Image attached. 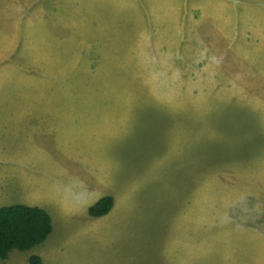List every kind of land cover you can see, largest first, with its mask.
Wrapping results in <instances>:
<instances>
[{"label": "rangeland", "instance_id": "rangeland-1", "mask_svg": "<svg viewBox=\"0 0 264 264\" xmlns=\"http://www.w3.org/2000/svg\"><path fill=\"white\" fill-rule=\"evenodd\" d=\"M14 203L53 229L0 264H264V0H0Z\"/></svg>", "mask_w": 264, "mask_h": 264}, {"label": "trees", "instance_id": "trees-1", "mask_svg": "<svg viewBox=\"0 0 264 264\" xmlns=\"http://www.w3.org/2000/svg\"><path fill=\"white\" fill-rule=\"evenodd\" d=\"M113 205V197L105 195L88 207L92 217L106 215ZM53 229L49 213L38 206L14 203L0 206V259L12 250L27 251L41 244ZM29 264H41L38 255L28 258Z\"/></svg>", "mask_w": 264, "mask_h": 264}, {"label": "crops", "instance_id": "crops-1", "mask_svg": "<svg viewBox=\"0 0 264 264\" xmlns=\"http://www.w3.org/2000/svg\"><path fill=\"white\" fill-rule=\"evenodd\" d=\"M27 205V204H26ZM30 205V204H29ZM35 206H37L36 204H35ZM42 208V207H41ZM43 209H45V208H43Z\"/></svg>", "mask_w": 264, "mask_h": 264}]
</instances>
